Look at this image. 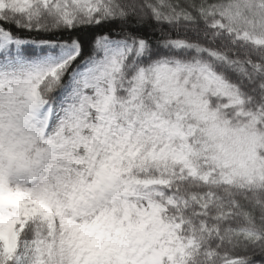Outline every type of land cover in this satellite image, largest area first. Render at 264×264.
Segmentation results:
<instances>
[{
  "label": "snow or ice",
  "instance_id": "1",
  "mask_svg": "<svg viewBox=\"0 0 264 264\" xmlns=\"http://www.w3.org/2000/svg\"><path fill=\"white\" fill-rule=\"evenodd\" d=\"M0 264H264V0H0Z\"/></svg>",
  "mask_w": 264,
  "mask_h": 264
}]
</instances>
